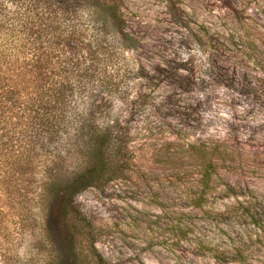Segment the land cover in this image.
Listing matches in <instances>:
<instances>
[{
  "label": "rangeland",
  "instance_id": "rangeland-1",
  "mask_svg": "<svg viewBox=\"0 0 264 264\" xmlns=\"http://www.w3.org/2000/svg\"><path fill=\"white\" fill-rule=\"evenodd\" d=\"M0 3L80 36L74 56L36 42L73 112L127 147L124 177L76 199L107 264H264V0H120L116 22L71 0ZM0 198V264H47L44 228Z\"/></svg>",
  "mask_w": 264,
  "mask_h": 264
},
{
  "label": "trees",
  "instance_id": "trees-1",
  "mask_svg": "<svg viewBox=\"0 0 264 264\" xmlns=\"http://www.w3.org/2000/svg\"><path fill=\"white\" fill-rule=\"evenodd\" d=\"M71 2L90 5L116 22L120 0ZM59 29L51 14L6 13L0 3V196L2 204L25 203L31 225L44 228L54 251L47 264H107L93 248L76 199L124 177L127 147L108 133L97 136L93 119L73 112L68 83L47 47L36 42L52 38L76 55L80 36ZM65 63L74 65L71 59ZM53 218L57 235L49 232Z\"/></svg>",
  "mask_w": 264,
  "mask_h": 264
}]
</instances>
